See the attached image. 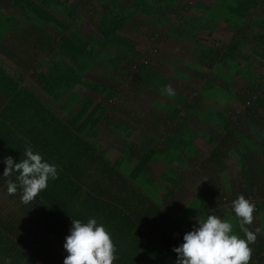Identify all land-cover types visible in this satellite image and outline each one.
Masks as SVG:
<instances>
[{
    "label": "trees",
    "instance_id": "16d2710c",
    "mask_svg": "<svg viewBox=\"0 0 264 264\" xmlns=\"http://www.w3.org/2000/svg\"><path fill=\"white\" fill-rule=\"evenodd\" d=\"M9 1L26 18H35L42 23L50 19L48 25L58 32L63 45V53L67 50L68 57L72 50L81 55L86 52V41L79 38L74 30L69 32L68 24L54 18L57 14H64L61 10L66 8L67 11L69 10L70 4H67L69 0ZM79 1L85 6L97 3L101 8V13L93 17V28L96 34L90 38L95 44L96 63H113L114 67L126 63L124 75L133 85L141 83L145 88L144 95L149 96L155 93L173 98L177 102L178 105L171 103L163 105L167 113L179 115L183 106L194 112L193 115L197 121L201 120L209 125L214 124L210 125V133L203 135L206 142L212 145V149L209 153V161L206 160L202 166L209 167L213 173L217 171L215 168L217 166L223 172V168L215 159L219 152L227 155L228 149H233L234 147L231 146L236 141L241 146H248L246 153L239 152V149L235 147L240 158L242 156L251 160L244 164V175L251 176L249 173L258 171L260 167L264 171V126L261 124V120H264V81L262 82L264 80V0H213L211 5L195 2L188 6L187 10L182 11L179 24H176L174 28L181 35H187L188 30L199 29V26L213 29L212 27L219 22L225 23L231 31L229 40L220 45L191 42L194 62L200 66L198 71H191V73L203 82L201 85L196 83L197 88H189L192 91L196 90L190 103H187L188 97L181 92L173 91V94L169 95L166 89L161 88V80L154 78V76L159 77V74L149 69L150 64L148 65L149 60L146 55H140L135 48L134 41L120 34L136 13L147 18L159 14L163 18L161 22L156 23L161 28H166L165 24L169 20L168 14L173 11L174 2L180 5L181 1L129 0L128 4H123L119 0ZM85 10L88 12L87 9ZM73 11L75 12L74 19L81 16V10H78L76 4H73ZM68 20L70 21L69 18ZM146 23L157 26L149 21ZM34 26L36 28L32 29V34H36L37 28L42 27L41 25L37 27L36 24ZM81 27L82 23L79 20L76 30L78 28L79 31ZM162 32H152L151 36L165 37V32ZM104 48L113 49L114 55L99 53ZM144 59H147V63H142ZM54 63L56 65L53 64V67L50 65L47 72L41 75L45 82L43 88L55 102L67 98L61 107L65 113L60 115L51 106L36 100L33 93L23 90L24 96H28V104L16 105L32 109V114L39 115V118L30 122L32 131L29 130V132L23 128L21 123L13 124L14 129L23 137V139L17 138L16 147L12 148L13 145H7L4 139L0 140V172L4 167L3 157L11 155L14 162L23 159L25 147L31 145L33 150L40 152L45 160L55 164L57 176L55 179L48 180L46 188L41 190L33 201L24 204L20 200L19 188L15 194L10 195L6 192L7 180H15L18 173H12L10 177L0 174V264H62L63 256L66 255L62 244L72 218L84 222L89 217H95L98 222L104 224L115 246L116 259L112 264H174L176 254L172 251V247L182 241V234L195 224L196 219H204L208 214L232 220L235 231L243 236L238 227L237 218L232 213L227 214L225 207L222 206L224 202H221L226 201L227 195L232 201L238 191L227 188V193L224 192L216 197L220 207H215L213 212H206L205 206L209 202L215 203L214 193L218 190L213 180L203 187L204 198L200 202V209L192 208L191 204L195 199L193 196L182 205L180 214L176 215L167 212L166 198L159 199L150 194L145 198L144 193L142 199L138 194L124 198L121 193V195L116 193V191L130 188V186H123L126 183L119 167H126L125 165L132 161L134 153L131 144H126L120 149V154L115 158L112 168L104 167L99 170L104 175L111 171L105 179L106 184L102 185L100 180L95 178L92 184L86 186L88 188V190L85 189L86 193L80 196L83 180L76 173L77 169H73L75 160L77 157L80 159L81 156L85 158V163L88 165H93V162L97 161L102 162L93 155L96 145L93 137L97 135L96 130L101 119L104 117L109 119L105 115L108 106L107 99L114 97L116 91L110 87L96 88V91L103 96L104 102L92 104L90 98L84 97L74 112L70 113V105L78 99L76 90L77 85L81 83L82 72L80 70L76 73L78 67H71L61 58ZM236 76L243 79L246 85L237 92H233L230 82ZM97 85L99 84L96 83ZM214 94L221 97L224 110L213 111L209 106H204L202 112L199 113L196 103L198 99L205 97L213 100ZM230 101L241 103L244 106L243 110L238 112L239 118L235 120L236 122L229 117V112L235 111L234 108H230ZM185 103L187 105L184 106ZM42 123H45L44 128ZM120 124L121 122H118L116 126L119 127ZM193 124V128H185L187 131L180 132L181 136L176 138L179 143L172 147V151L181 147L180 154L172 151L158 152L164 156L168 155L164 162H172L173 159L176 160L179 157L193 160L198 155L199 150L192 143L193 139L200 134L194 128V126L197 127V123ZM238 126H246L250 132ZM131 133L132 128L125 127L124 136H129ZM172 141V137H164L162 144L169 146ZM246 141L249 142L246 143ZM72 148L73 150L69 152ZM167 150H170L169 147ZM158 158L164 159L159 156ZM102 160L105 163L108 162L105 157H102ZM211 161L213 164L210 163ZM143 164L144 161H140L134 175ZM60 165H63L62 169L57 168ZM184 166L189 167V163L185 161ZM251 168H254V171ZM113 173L116 175L113 176ZM132 178L133 173L127 175L128 180ZM183 180V175H177L173 180L177 183L173 185L171 182V184L173 187H178ZM162 189L167 195L173 191L170 188L167 190L162 187ZM242 195L249 199L247 194L242 193ZM249 200L253 202V213L258 218L257 222L252 221L249 224L251 226L249 230H255L257 225L260 230L256 233L255 242L249 245L252 251L248 264H259L258 260L260 264H264V221L261 216V205L258 204L261 202ZM12 201L16 203V206L10 205L9 202ZM185 209L189 211L184 215ZM140 212H143V215H140Z\"/></svg>",
    "mask_w": 264,
    "mask_h": 264
},
{
    "label": "crops",
    "instance_id": "0c3cea01",
    "mask_svg": "<svg viewBox=\"0 0 264 264\" xmlns=\"http://www.w3.org/2000/svg\"><path fill=\"white\" fill-rule=\"evenodd\" d=\"M176 1H181L182 4L178 5L177 2H174L173 11L168 14L169 20L165 24L166 28H163L165 29L164 32L166 33V37L172 34L173 38L176 39H184L190 42L198 41L195 39L194 34L189 32L187 34L188 36L186 34L181 35L174 29L175 25L179 24L182 11L187 10L188 6L198 1L194 0L191 4H188L189 0ZM128 2L129 0L126 2L123 1V4H128ZM199 2L204 3L202 1ZM67 4H70L69 10L67 11V8L61 10L64 14H57L54 18L62 23L68 24L69 32L74 30L77 32V36L79 35V38L86 41V52L83 55L77 54L74 50L71 51L69 57L66 55L67 50L63 53V45L58 32L51 25H48L50 19L42 23V21L38 22L35 18H26L11 1L0 0V138H2L0 140L4 139L7 145H13L12 148L16 147L17 138L23 139V137L14 129L13 124L15 122L21 123L23 128L29 132V130L32 131L30 122L33 121V119L35 120V118H39V115L32 114V109L16 105L28 104V96H24L23 90L30 91L36 96V100H40L44 104L51 106L54 110L58 111L60 115L63 114L64 111L61 107L67 98L65 97L58 102L53 101L43 88L45 82L42 80L41 76L47 72L50 65L52 67L54 66L53 64L56 65L54 61H59V58H61L71 67H78L76 73L80 70L82 72V80L81 83L77 85L76 90L78 99L70 105V113L74 112L79 102L84 97L90 98L92 104L104 102L103 96L96 91V88L110 87V89L116 91L114 97L107 99L108 106L105 115L108 116L109 119L107 120L105 117L101 119V122L98 123L97 126V135L93 137V140L96 142L93 155L98 157L102 162L98 163L97 161L96 163L93 162V165H88L85 163V158L81 156L80 159L77 157L75 160L73 169H77L76 173L83 180L80 196L86 193L85 189L88 190L86 186L92 184L95 178H98L102 185L106 184L105 179H107L111 171H108L107 174L104 175L99 170L104 167L112 168L115 158L120 154V149L126 144H131L132 152L134 153L132 161L127 163V165H125L126 167H119L122 178L126 183L123 184V186H130L128 190L116 191L118 194L121 193L124 198L131 195L137 196V194L140 198L144 194L145 198L149 197L148 194L159 199L166 198L167 204L165 208L167 212L171 215H176L180 214L182 205L189 201L190 198L196 194H201L203 196V187L210 184L208 182L213 180L218 190L214 193L215 197L213 199H215V203L209 202L207 206H205V208H207L206 212H213L212 210L219 206L217 205L218 198L216 197L224 194V192L227 193V188L229 190L232 188L234 191H238L236 194L245 193L248 195L249 199L257 201V203L261 202L258 204L261 205V216L264 215V171L261 170V167L258 171H254V168H251V170L254 171L249 173L251 176L244 175V164L251 160L242 156L240 158L238 151L235 150L236 147L239 149V152L242 151L246 153L248 146H241L235 141L231 146L234 148L228 149L227 155H223V153L221 154L219 152L217 156L219 160L217 158L215 160L223 168V172H221L217 166H215L217 169L215 173H213L209 167L202 166L206 163V160L209 161V153L212 149V145L206 142V138H204L203 135L209 134L210 125L214 124L209 125L201 120L197 121L196 117L193 115L194 112L183 106L181 107L183 109L179 115L167 113L163 105L169 103L176 105L177 102L173 98H168L164 95H144L143 91L145 88H143L142 84L133 85L130 79L124 75L123 71L126 70V63H122L116 67L113 66V63H96L94 55L95 44L94 41L90 39L93 38V34H96V31H85L83 28L84 22L86 21L84 17L86 15L92 18L94 17V3L85 6L79 0H69ZM73 4H76L78 10H81V16L77 17V19L73 17L75 16ZM204 4L211 5L212 3ZM85 9H87L88 12H86ZM66 18L67 20L69 18L70 21H67ZM162 18L163 17L159 14L152 18H143L142 15L136 13L133 18L129 20L128 26L120 32V34L132 39L140 55L144 54V56H147V52L140 48L141 43L144 42L142 36L137 39V36L143 32L141 24L146 19V21L158 26L156 22H161ZM79 20L82 23V27L78 31V28L76 30V25L79 23ZM198 23L199 21L197 24ZM34 24H36L37 27L39 25L42 26L40 29L37 28L36 34H32L31 32L32 29L36 28ZM223 24V22H219L216 26L222 27L221 25ZM58 27L60 29V26ZM192 37L194 39H192ZM149 41L155 45L163 41V38L160 36L157 38L151 37ZM187 49L190 54V58L186 60V67L190 69H187V71L190 73L191 71H198L197 69H191V65H197L198 69L200 68L199 64L194 62V53L192 52L193 48L191 43L190 48ZM101 52L109 54L110 56H113L115 53L113 49L107 48H104L99 53ZM147 59L149 60L148 65L150 64L148 66L149 69L157 73V75L159 74V77L154 76V78L156 77V79L161 80V88H164V85L171 81L170 77L162 73L167 72V66L169 64L163 62L161 59L156 60L153 64L150 63L149 58ZM220 66L222 67V64H220ZM171 77H177L178 79L186 81L187 84L191 83L189 73L187 75V73L176 71L174 68L172 69ZM236 77L238 78L239 76ZM236 77L230 82V87L233 92L240 90V86L236 85ZM197 80V83L201 85L203 81L200 79ZM242 81L243 84L241 87L246 85L243 79ZM263 81L264 80H262V82ZM96 83L99 85L96 86ZM193 84L195 85L194 87L197 88L198 84H196V81H193ZM193 94H196V90ZM212 97L213 100H209L205 97L198 99L196 103L199 113L202 112V107L204 106H209L213 111L224 110L221 97L216 96V94ZM192 100L188 99L187 103L192 102ZM139 102L140 108L136 109L135 105ZM187 103H185L184 106L187 105ZM15 106H17V108H15ZM229 106L235 110L233 113L229 112V117L236 122V119L239 118L238 112L240 113L244 106L235 101H230ZM139 112L144 113V116ZM67 113L70 114L69 112ZM189 121H191V123H188ZM118 122H121L119 127L116 126ZM193 123H197V127L194 126V128L196 132L200 134L193 139L192 143V145L199 150L198 155H196L193 160H186L179 157L176 160L173 159L172 162H164L168 155L164 156L158 154V152L172 151L173 145L179 143L176 138L181 136L180 132L187 131L185 128L188 129L192 127ZM44 124L45 123H42L43 128ZM261 124L264 126V120H261ZM125 127L132 128V133L129 136H124L123 134ZM238 127L250 132L246 126ZM38 128H40V124H38ZM42 131L45 130L42 129ZM164 137L173 138L169 146H164L162 144V139H164ZM187 137H189V134H187ZM184 139L186 138L184 137ZM198 140L201 146L202 143L205 144L208 154L201 149L200 145H197ZM247 142L249 141H246V143ZM167 147H169L170 150H167ZM72 150L73 148L69 150V152ZM181 151L182 149L179 147L172 152L180 154ZM158 156L164 159H159ZM102 157L107 158L108 162H103ZM140 161H144V164L134 175L139 167ZM185 161L189 163V167L187 168L184 166ZM210 163L213 164L212 161ZM57 168L62 169L63 165L57 166ZM206 171L211 172L210 175H207ZM131 173H133V178L128 180L127 175L129 176ZM115 175L116 173H113V176ZM177 175H183L184 180L178 187H173L171 182L173 185L177 183L173 182ZM162 187L167 188V190L170 188L173 191L171 194L167 195ZM141 191L143 192L141 193ZM198 209H200V207ZM139 214L143 215V212ZM232 215L235 217L234 213H232ZM196 216H198V214ZM247 228L249 229L250 225L247 226ZM257 263L260 264L259 260Z\"/></svg>",
    "mask_w": 264,
    "mask_h": 264
},
{
    "label": "clouds",
    "instance_id": "9594fccd",
    "mask_svg": "<svg viewBox=\"0 0 264 264\" xmlns=\"http://www.w3.org/2000/svg\"><path fill=\"white\" fill-rule=\"evenodd\" d=\"M166 91L173 94L171 87ZM3 164L0 174L4 177L18 173L15 180H7L6 192L15 194L19 188L24 204L33 201L46 188L48 180L57 176L55 164L45 160L31 145L25 147L23 159L14 162L8 155L3 157ZM231 211L243 236L233 230L230 219L208 214L204 219H196L182 234V241L172 247L176 254L174 264H248L252 251L249 245L255 242L259 232L258 228L249 230L246 227L252 223L254 204L239 195L231 201ZM62 247L66 251L62 264H112L116 259L110 233L95 217L84 222L72 218Z\"/></svg>",
    "mask_w": 264,
    "mask_h": 264
},
{
    "label": "rangeland",
    "instance_id": "374dc122",
    "mask_svg": "<svg viewBox=\"0 0 264 264\" xmlns=\"http://www.w3.org/2000/svg\"><path fill=\"white\" fill-rule=\"evenodd\" d=\"M121 1L126 2L127 0H121ZM195 1H198V2L202 1L204 3H213V0H195ZM93 8H94L93 11H96L94 13V16H98L101 13L100 6L97 3H94ZM142 17L147 18L143 15H142ZM84 18L86 20L84 22V26H83L84 30L85 31L94 30L93 29V26H94L93 20L94 19L87 16V15ZM221 26L222 27H218V26L212 27L213 29H208L205 26H199L200 27L199 29L192 30V31L188 30L187 32L194 34L195 39L198 40L199 42L206 43V44H219L220 45L222 43L227 42V40L231 36V31L226 27L225 23ZM141 27L143 29V32L137 36V39L142 36V39L144 42L141 43L140 48H141V50L147 52L146 57L150 59V63L154 64V62L156 60L161 59L163 62H167L169 64L167 66V68H168L167 72H162V73L167 75V77H170L171 81L166 83L164 85V88L171 87L172 90L181 92L184 96H187L188 99H191L194 95L193 94L194 91L190 90L195 86L193 84V81H196V83L198 82L196 75H193V73L188 72L187 71L188 68L186 67V60L190 58V54H189L187 48H190L191 42L185 41L184 39L173 38L172 34H169L168 37H166V33H164L165 29L161 28L159 25L158 26H154V25L151 26L149 23L147 24L146 19L141 24ZM152 32L164 33L165 37L162 36L163 41H161L160 43L155 44V45L152 42H150L149 38L152 37L150 35V33H152ZM155 51H157V52H155ZM173 68L176 71L185 72V73H187V75L189 73L190 82L192 84L191 83L187 84L186 81L178 79L177 77L172 78L171 76H172V69ZM191 69L192 70L198 69V66L197 65H191ZM188 70H190V69H188ZM238 78L236 77V85L240 86V88H242L241 86L243 84V81L241 78H239V79ZM154 96H156L155 93H154ZM139 104H140V102L135 105L136 109L140 108ZM237 108H239V107H237ZM140 114L142 116H144V113H140ZM197 145H200L199 140L197 141ZM200 147L204 152H206L208 154L204 143H202V146L200 145ZM207 154H206V156H207ZM227 172H229V171H227ZM206 173H207V175H210L211 172L206 171ZM228 174H232V173H228ZM239 195H242V194L237 193L235 195V198ZM194 197H195V199L192 201V204H191V202H190V204H191V206L193 205L192 208L194 207V208L198 209L201 206L200 202L203 200L204 197L201 194H196ZM221 202H224V205H222V206L225 207L224 209L226 210L227 214L228 213L230 214L232 211H231V201L229 200V196L227 195L226 201L222 200ZM9 203L11 206H14L16 204V203H14V201L9 202ZM217 205H219V203ZM185 211L186 212L184 213V215L186 213H188L189 210L185 209ZM252 216H253L252 221L257 222V220H258L257 216L254 213L252 214ZM262 216H263L262 219L264 220V215H262ZM222 219H228V218L222 217ZM231 222H232V220H231ZM257 228L260 230L259 225L256 226V229ZM233 230L235 231L234 227H233ZM238 234L240 235V233H238Z\"/></svg>",
    "mask_w": 264,
    "mask_h": 264
},
{
    "label": "built area",
    "instance_id": "2783aa9c",
    "mask_svg": "<svg viewBox=\"0 0 264 264\" xmlns=\"http://www.w3.org/2000/svg\"><path fill=\"white\" fill-rule=\"evenodd\" d=\"M193 1H194V0H189V1H188V4L193 3ZM144 63H147V60H145Z\"/></svg>",
    "mask_w": 264,
    "mask_h": 264
}]
</instances>
